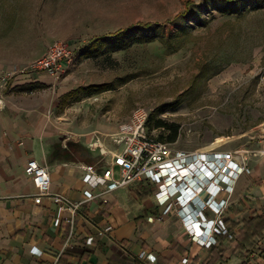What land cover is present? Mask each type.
<instances>
[{
	"label": "rangeland",
	"instance_id": "obj_1",
	"mask_svg": "<svg viewBox=\"0 0 264 264\" xmlns=\"http://www.w3.org/2000/svg\"><path fill=\"white\" fill-rule=\"evenodd\" d=\"M147 22L148 27L139 25ZM0 32L7 41L16 32L28 41L24 51L5 54L21 66L2 73L10 84L41 78L43 87L29 98L36 109L41 103V114L60 132L57 137L72 136L80 144L77 162L92 154L96 159L89 165L104 168L108 156L90 148L94 132L104 146H116L109 134L118 132L137 106L179 124L173 148L231 153L249 180V220L219 240L234 250L217 264H263L264 0H0ZM118 35L127 39L123 47L90 53L96 39L107 43ZM56 39L73 46V60L58 77L31 69ZM92 83L107 89H82ZM75 88L81 89L63 97ZM153 123L152 117L147 133L164 140L168 130ZM219 136L228 140L212 145ZM33 150L40 159L39 147ZM114 172L119 177L118 166ZM139 186L146 192L155 187L140 180L111 192L126 204ZM141 202L132 203L143 207Z\"/></svg>",
	"mask_w": 264,
	"mask_h": 264
},
{
	"label": "crops",
	"instance_id": "obj_2",
	"mask_svg": "<svg viewBox=\"0 0 264 264\" xmlns=\"http://www.w3.org/2000/svg\"><path fill=\"white\" fill-rule=\"evenodd\" d=\"M16 34L7 41L9 36L0 32V264H209L220 255L222 257L214 263L217 264L231 257L234 248L228 247L227 240L209 248L201 246L192 240L179 215L162 214L163 207L154 200L152 192L142 193L147 190L140 186L132 190L126 204L112 190L102 195L105 202L95 198L82 203L74 214L72 227L64 219L54 224L58 205L47 195L40 202L34 201L37 188L25 172L26 161L33 157L46 164L51 176L50 191L77 201L84 198L82 191L89 188L82 180L81 165L92 163L96 158L85 154L84 162L76 161L80 144L72 136L57 137L60 132L52 129L49 120L41 114V103L37 102L36 109L35 101L29 98L39 87L13 89L24 83H42L41 78L11 84L6 80L2 70L20 67L22 62L5 54L11 50L24 51L28 42ZM18 96L23 99L21 102L17 101ZM100 141L95 143L94 140L90 148L99 147L101 153L102 149L121 148H108ZM68 142H72L69 148ZM34 145L41 151L40 159L36 157ZM109 155L103 156L110 160ZM248 181L245 174L236 176L230 183L231 191L221 190L214 195L215 200L227 198L229 204L221 216L233 232L243 228L244 220H249ZM207 196L201 194L202 199ZM134 200H143L146 204L141 202L143 207H137L132 203ZM205 213L215 217L210 209ZM71 214L66 207L61 217ZM105 224L112 225V229L99 234ZM88 236H93L90 244L86 243ZM147 254L154 255L155 259H148ZM185 256H188L187 262L182 261Z\"/></svg>",
	"mask_w": 264,
	"mask_h": 264
},
{
	"label": "built area",
	"instance_id": "obj_3",
	"mask_svg": "<svg viewBox=\"0 0 264 264\" xmlns=\"http://www.w3.org/2000/svg\"><path fill=\"white\" fill-rule=\"evenodd\" d=\"M73 53L74 48L69 42L53 40L45 52L33 60L30 68L47 70L58 77L63 66L73 60ZM148 116L149 110L146 107L137 106L119 131L109 134L111 142L121 148L102 149L103 155L110 154V160H107L104 168L98 169L89 164L81 165L84 171L82 180L89 186L82 191L84 196L82 200L74 201L63 194L52 193L48 166L36 158H29L26 161L25 172L37 188L34 201L40 202L44 195L50 196L58 205L54 224L58 225L64 219L72 227L75 221L74 214L82 203L95 198H101L102 202H105L106 198L102 197L104 193L133 181L146 180L155 185L152 196L159 205H164L161 213L175 212L179 215L192 240L201 246L209 248L217 244L219 235L232 237L231 231L221 217L228 203L227 198L215 200L214 195L221 190L231 191L233 188L230 178L239 176L245 167L229 152L173 148L169 141L147 133ZM99 139L100 136L96 132L95 143ZM116 166L119 167V177H115ZM95 188L98 190L94 191ZM201 194L208 196L202 199ZM198 205L202 207V211L196 212ZM66 207L72 214L62 218L61 212ZM206 209L213 211L215 217L206 215ZM149 219L152 220L153 216ZM207 227L208 232L204 231ZM111 229L112 225L105 224L98 233L105 234ZM92 240L93 236H88L86 243L90 244ZM146 257L155 259L152 254H147ZM187 260L188 256L182 258L183 262ZM262 263L264 264V260Z\"/></svg>",
	"mask_w": 264,
	"mask_h": 264
},
{
	"label": "trees",
	"instance_id": "obj_4",
	"mask_svg": "<svg viewBox=\"0 0 264 264\" xmlns=\"http://www.w3.org/2000/svg\"><path fill=\"white\" fill-rule=\"evenodd\" d=\"M227 2H230V3H238L240 2L241 4L243 3V0H225ZM246 5H243L242 8H245ZM139 25H142V26H150L151 25V22H147V23H142V24H139ZM121 32V30L119 31ZM127 43V39L125 37H123V35H118L117 37H115L112 41L110 42H107V43H101L98 41V39L95 40V42H93V45L90 46V53L92 55L96 54V52L98 50H103V49H106V48H110V47H123L125 44ZM204 71V70H203ZM44 84L41 83V82H34V83H24V84H21V85H15L13 86V89L15 90H30V89H33V88H37V87H41L43 86ZM107 85L105 83H99V84H95V83H92V84H89L85 87H82V89H87V88H91L93 89L95 92H99V91H102V90H105L107 89L106 88ZM81 88H75L65 94H63V97L64 96H67L69 94H72L74 92H77L79 91ZM179 102V100H176L174 102H168V103H165V106H175V104H177ZM163 109V108H161ZM153 117V124L155 127H158V128H166L168 130V134L166 136V138L164 140L166 141H169V142H173L177 139V136H178V133H179V124L177 123H173V122H168L166 119L162 118V117H156L154 118L153 114L149 113V116H148V119H147V123L148 121ZM146 123V124H147ZM160 139V138H159ZM70 145H72V142H68L67 143V148L70 147ZM81 148V146H79ZM66 150V148H64ZM79 149V148H78ZM86 161H89L90 162V158H85ZM137 193L140 195L142 193H147V192H140V191H137ZM149 193V192H148ZM164 207V205L162 206ZM223 237V235H219V239H221ZM217 258H214L211 262L209 261L208 263L209 264H214L216 263L222 256H216Z\"/></svg>",
	"mask_w": 264,
	"mask_h": 264
},
{
	"label": "bare ground",
	"instance_id": "obj_5",
	"mask_svg": "<svg viewBox=\"0 0 264 264\" xmlns=\"http://www.w3.org/2000/svg\"><path fill=\"white\" fill-rule=\"evenodd\" d=\"M228 140L227 137H223V136H219L216 137V139L212 142V145H217V144H221L224 143ZM235 177L233 176L232 178H230V180L234 181Z\"/></svg>",
	"mask_w": 264,
	"mask_h": 264
},
{
	"label": "clouds",
	"instance_id": "obj_6",
	"mask_svg": "<svg viewBox=\"0 0 264 264\" xmlns=\"http://www.w3.org/2000/svg\"><path fill=\"white\" fill-rule=\"evenodd\" d=\"M198 211H202V207H201V206H199V205H198V207H197V210H196V212H198ZM208 228H209V227H207V228H206L204 231H207V229H208ZM207 232H208V231H207ZM207 232H206V233H207Z\"/></svg>",
	"mask_w": 264,
	"mask_h": 264
}]
</instances>
